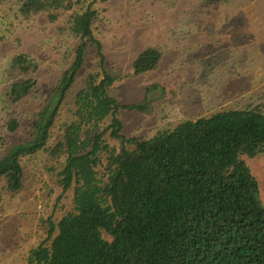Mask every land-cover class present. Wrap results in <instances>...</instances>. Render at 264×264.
I'll return each instance as SVG.
<instances>
[{
	"label": "trees",
	"instance_id": "trees-1",
	"mask_svg": "<svg viewBox=\"0 0 264 264\" xmlns=\"http://www.w3.org/2000/svg\"><path fill=\"white\" fill-rule=\"evenodd\" d=\"M12 1L21 21L42 16L57 23L66 61L30 113L28 135L4 143L0 155V183L12 190L22 186L23 159L43 152L52 160L46 167L56 175L60 197L72 191L59 220L49 216L36 225L45 235L27 252V264H264V205L243 158L264 149V112L218 109L148 139L126 137L120 110L149 114L164 88L151 83L140 100L123 105L110 90L122 78L157 69L161 49L142 48L131 72L122 73L107 64L94 33L99 14L93 0ZM90 50L95 57L86 70ZM39 69L28 52L11 56V104L32 94ZM73 89L62 133L50 144ZM19 128L16 117L5 124L10 134Z\"/></svg>",
	"mask_w": 264,
	"mask_h": 264
},
{
	"label": "rangeland",
	"instance_id": "rangeland-1",
	"mask_svg": "<svg viewBox=\"0 0 264 264\" xmlns=\"http://www.w3.org/2000/svg\"><path fill=\"white\" fill-rule=\"evenodd\" d=\"M93 1L99 14L94 33L109 66L130 73L131 62L142 48L155 45L163 53L157 69L122 78L110 90L123 105L140 100L151 83L164 88L149 114L120 110L126 137L148 139L158 130L218 109L257 107L264 112V0ZM15 10L12 0L0 4V155L4 143L28 135L30 113L55 86L66 62L65 46H58L64 38L54 33L57 23L42 16L21 21ZM21 51L37 57L40 69L33 75L37 83L32 94L11 104L7 93L14 78L9 62ZM94 57L90 50L86 70ZM74 92L54 125L50 144L62 133ZM11 117L20 121L13 134L5 129ZM243 158L257 180L264 205V149L255 157ZM51 163L43 152L25 157L21 188L12 190L6 181L0 183V264H27V252L45 235L36 225L50 217L56 222L70 208L72 191L60 197L56 175L46 167Z\"/></svg>",
	"mask_w": 264,
	"mask_h": 264
}]
</instances>
